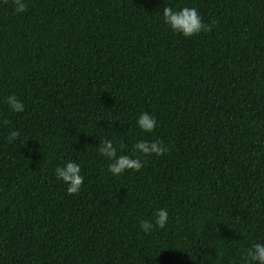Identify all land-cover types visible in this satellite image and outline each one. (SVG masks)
Here are the masks:
<instances>
[{"label": "trees", "instance_id": "16d2710c", "mask_svg": "<svg viewBox=\"0 0 264 264\" xmlns=\"http://www.w3.org/2000/svg\"><path fill=\"white\" fill-rule=\"evenodd\" d=\"M0 0V264H253L264 243V0ZM210 26L173 33L162 8ZM14 94L23 112L6 103ZM157 118L151 133L140 112ZM15 128L19 136L8 140ZM167 151L114 176L96 148ZM81 165L78 193L54 168ZM164 207L168 223L144 233Z\"/></svg>", "mask_w": 264, "mask_h": 264}, {"label": "clouds", "instance_id": "9594fccd", "mask_svg": "<svg viewBox=\"0 0 264 264\" xmlns=\"http://www.w3.org/2000/svg\"><path fill=\"white\" fill-rule=\"evenodd\" d=\"M12 3L14 5L13 11L16 13H22L27 8L26 0H12ZM161 14L164 24L173 33H178L184 37H192L201 31L206 32L210 28L208 24L204 23L201 14L194 7L173 8L164 6ZM6 103L12 112H23L24 110V104L14 94L7 96ZM135 123L142 132L151 133L157 126V118L150 112H140ZM18 136V130L12 128L7 138L9 141H14ZM132 149V155L118 154L114 140L103 138L100 139L96 148L99 155L108 161L107 169L114 176H119L128 169L139 170L144 164L141 157H147L151 154L159 156L168 150L159 139L137 140L132 145ZM54 175L66 186L65 190L68 194L78 193L84 181V176L81 175V165L71 159L57 165L54 168ZM167 223L168 212L164 207H161L155 211L151 220H140L139 228L144 233H150L154 228H164ZM243 255L253 264H264V243H253Z\"/></svg>", "mask_w": 264, "mask_h": 264}]
</instances>
